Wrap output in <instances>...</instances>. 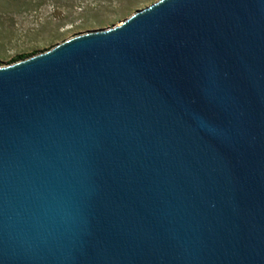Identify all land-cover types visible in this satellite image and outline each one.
Returning <instances> with one entry per match:
<instances>
[{"label":"water","instance_id":"water-1","mask_svg":"<svg viewBox=\"0 0 264 264\" xmlns=\"http://www.w3.org/2000/svg\"><path fill=\"white\" fill-rule=\"evenodd\" d=\"M0 264H264V0L0 66Z\"/></svg>","mask_w":264,"mask_h":264},{"label":"rangeland","instance_id":"rangeland-1","mask_svg":"<svg viewBox=\"0 0 264 264\" xmlns=\"http://www.w3.org/2000/svg\"><path fill=\"white\" fill-rule=\"evenodd\" d=\"M156 0H0V66L112 27Z\"/></svg>","mask_w":264,"mask_h":264},{"label":"trees","instance_id":"trees-1","mask_svg":"<svg viewBox=\"0 0 264 264\" xmlns=\"http://www.w3.org/2000/svg\"><path fill=\"white\" fill-rule=\"evenodd\" d=\"M32 55H34V54H33V53H32V54H22V55L17 56L13 61L16 62V61H18V60H21V59L27 58V57L32 56ZM12 63H13V62H12Z\"/></svg>","mask_w":264,"mask_h":264}]
</instances>
